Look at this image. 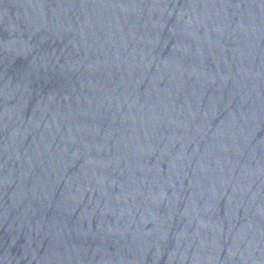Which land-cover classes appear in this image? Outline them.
Masks as SVG:
<instances>
[{"label": "water", "instance_id": "obj_1", "mask_svg": "<svg viewBox=\"0 0 264 264\" xmlns=\"http://www.w3.org/2000/svg\"><path fill=\"white\" fill-rule=\"evenodd\" d=\"M133 0H0V264Z\"/></svg>", "mask_w": 264, "mask_h": 264}]
</instances>
